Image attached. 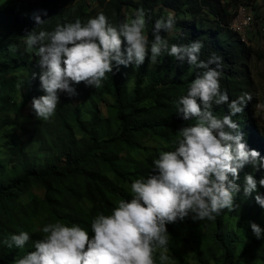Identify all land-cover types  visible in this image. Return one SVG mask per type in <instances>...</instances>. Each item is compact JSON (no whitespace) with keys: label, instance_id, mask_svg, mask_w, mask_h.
<instances>
[{"label":"trees","instance_id":"1","mask_svg":"<svg viewBox=\"0 0 264 264\" xmlns=\"http://www.w3.org/2000/svg\"><path fill=\"white\" fill-rule=\"evenodd\" d=\"M24 0H0V60L16 59L14 66L8 70L31 69L29 80L20 87L22 92L21 106L13 119L3 121L4 126H11L18 130L24 128L22 117L29 120L25 114L34 97L46 94L40 87L39 73L43 71L35 54L25 50L26 33L35 29L51 32L56 26L74 23L80 19L82 23L103 13L110 24L118 27L128 20V13L132 9L136 12L143 8L146 18V36L152 39L155 22L161 18L173 15L175 24L181 30L178 37L169 40L170 32H162L169 46L172 44L186 45L192 41L202 42L199 59H207L215 54L222 57V73L220 85L222 91H227L229 102L242 95L249 96L250 82L245 76V62L251 57L264 61V54L253 51L247 43L242 42L241 36L232 28L234 11L242 6L241 2L232 3L230 0H39V4L32 9V16L26 18L19 9ZM245 6V5H244ZM46 10L47 15H43ZM252 13L255 19L253 9ZM39 12L46 20L37 25L33 14ZM134 12V14H135ZM184 15V17H181ZM249 41V37H248ZM126 48V44H125ZM214 67V65H213ZM186 61H178L175 57L163 53L155 63L146 59L140 66H120L119 70L108 73L103 92L115 99L118 133L104 138L102 130L103 118L99 113L92 112L89 122L82 121V107L74 105L69 98H63V105L57 106L59 115L55 126L60 133L56 135L55 143L60 145L61 151L54 162H39L38 158L13 148V163L15 173L3 178L0 182V264H15L28 252L35 250L34 243L42 237L40 231L29 232L24 228L23 219L30 214L46 213L47 223L61 222L68 226L78 224L91 234V220L98 213L110 215L119 200H130V186L137 179H147L157 174L153 170V161L160 152L138 160L129 153L141 149V141L148 137H155L164 143L177 140V131L188 124L195 123L183 120L178 114L177 102L181 96L187 94L193 79L202 72ZM33 73L36 78L33 79ZM130 77L136 79L134 90H130ZM13 79H2L0 83V98L8 101L9 93L14 89ZM74 86V85H73ZM60 99V102H62ZM60 104V103H59ZM250 100L242 113L232 119L239 125L236 130L243 133V141L248 149H256L255 139L250 136ZM213 112L218 117L229 115L228 103L213 105ZM70 123L80 128L83 137H74L70 132ZM257 150V149H256ZM264 151V150H263ZM127 152L126 156H123ZM259 152V151H258ZM260 153V152H259ZM260 157L264 160V155ZM111 174L113 177H110ZM246 174H252L257 182L264 178V168L255 169L251 164L245 165L239 171L236 183L240 191L235 198L245 196L243 188ZM231 179V177H230ZM41 187L46 196L40 204H23L20 198L32 188ZM263 186L257 185L256 191L245 196V201L236 204L243 211L239 225L264 213L255 200L261 195ZM90 207L83 205L84 201ZM228 209L221 211L215 220L207 221L206 236L210 243L203 244L201 237L193 231L199 221L193 220L191 214L183 221L167 224L171 238H175L193 249L200 264H211L204 260L203 254L218 247L222 250V258L228 261L238 253V236L226 228ZM15 228V234L28 232L30 239L23 248L5 244L10 240L4 228ZM180 232V233H179ZM188 236H191L192 243ZM264 243V236L255 238L242 252L240 262L253 264L261 258L260 250Z\"/></svg>","mask_w":264,"mask_h":264},{"label":"clouds","instance_id":"2","mask_svg":"<svg viewBox=\"0 0 264 264\" xmlns=\"http://www.w3.org/2000/svg\"><path fill=\"white\" fill-rule=\"evenodd\" d=\"M33 19L37 25L46 22L39 12ZM174 26L171 14L158 19L150 41L144 34L145 11L140 8L134 18L118 27L100 13L85 23L77 19L58 24L51 32L33 29L26 33L25 51L39 57L43 69L39 80L46 94L31 102L38 120L48 121L55 115L59 92L75 96L78 93L73 85L82 82L98 89L114 69L140 66L146 59L155 63L163 53L203 71L177 102L180 117L195 119V123L181 127L174 150L161 151L153 161L157 174L133 181L131 199L117 201L110 215H95L91 234L78 224H45L39 229L42 237L35 241V250L15 264H156L157 253L159 264H170L167 224L183 221L190 214L193 220L212 221L224 209L232 211L240 191L236 183L239 171L247 164L257 170L264 168L260 153L248 149L243 133L236 131L239 125L232 119L243 112L251 97L242 95L229 102L227 91L220 85L222 57L213 54L207 61L200 60L203 44L199 40L169 46L161 33L173 31ZM36 75L33 73L32 78ZM225 103L230 114L218 117L213 105ZM258 183L264 186V178L257 182L252 174H246L244 195L256 191ZM255 200L264 208V196L257 194ZM251 229L257 238L264 236V229L255 222ZM29 239L28 232H20L4 243L9 248H23Z\"/></svg>","mask_w":264,"mask_h":264},{"label":"rangeland","instance_id":"3","mask_svg":"<svg viewBox=\"0 0 264 264\" xmlns=\"http://www.w3.org/2000/svg\"><path fill=\"white\" fill-rule=\"evenodd\" d=\"M88 4L91 0H86ZM232 3L241 2L248 9H253L255 13V23L249 31L248 46L258 53L264 54V0H230ZM39 4V0H24L19 6L20 12L26 17L32 16L33 7ZM134 10L128 13V18H134ZM184 17V15H181ZM181 30L175 24L173 31L170 32L169 40L178 37ZM146 35V28L144 30ZM26 47V46H25ZM25 51V50H24ZM11 59L0 60V83L2 79H13L15 85L11 93H9L8 101L5 103L0 98V182L15 173V165L13 163V148H19L28 154L38 158L39 162H54L56 156L61 151L60 145L55 143L57 141L56 135L60 133L55 123L59 116L56 112L55 115L48 121L38 120L31 104L25 111V114L30 116L29 120L22 118L20 123L24 122V128L18 130L13 129L11 126H4L3 121L6 119H13L16 115L18 108L21 106L22 92L20 87L22 84L29 80L30 70H8L9 66H14L16 59L10 56ZM159 58V57H158ZM246 69L245 76L249 80V96L250 99V112H251V129L250 136L255 139V147L257 151L264 155V61L256 57H251L249 61L245 62ZM105 80L102 82V87L96 89L91 86H86L83 82L75 84L74 87L78 93L75 96H69L66 92H59L60 99L69 98L74 105L79 104L82 107V121L89 122L92 119V112L99 113L103 118V128L99 131L100 135L104 138L108 137L109 133L115 135L118 133L119 123L117 122L116 111L114 109L115 99L113 96L107 95L103 92ZM136 79L130 77L129 87L134 90ZM63 101L60 102L62 106ZM58 122V121H57ZM70 132L74 137H83L84 132L74 123H70ZM176 139H172L170 143H164L155 137H148L141 141V149L131 151L129 154L138 160H144L153 153L161 151L174 150L176 147ZM127 152L123 156H126ZM110 177H113L109 174ZM261 195L264 196V186L261 190ZM46 191L41 187L32 188L26 195H23L20 200L23 204L41 203L45 199ZM245 201V196L235 198V205L241 201ZM85 207H90V204L85 200L83 202ZM243 211L235 207L232 211H228L226 216V228L228 231L236 233L238 236V253L234 258L228 261L222 258V250L218 247L212 248L210 252L203 254L204 260H210L211 264H248L240 262L242 252L249 246V243L256 237L251 229V223L255 222L262 229H264V213L257 217H250L249 220L243 222V226L239 225L242 219ZM47 214L40 211L39 215H31L27 219H23L24 228L29 232H37L45 225ZM207 221H199L193 228L196 235L201 237L203 244L210 243L206 236ZM7 237L15 234L16 229L4 228ZM180 233V232H179ZM189 242L192 243L191 236H188ZM261 258L254 261L253 264H264V243L260 250ZM168 255L171 257L170 264H200L193 249L184 245L182 242L169 236ZM156 264H159V254H156Z\"/></svg>","mask_w":264,"mask_h":264},{"label":"built area","instance_id":"4","mask_svg":"<svg viewBox=\"0 0 264 264\" xmlns=\"http://www.w3.org/2000/svg\"><path fill=\"white\" fill-rule=\"evenodd\" d=\"M255 23L252 10L242 5L234 11L231 28L241 36L242 42L248 44V35L252 25Z\"/></svg>","mask_w":264,"mask_h":264}]
</instances>
